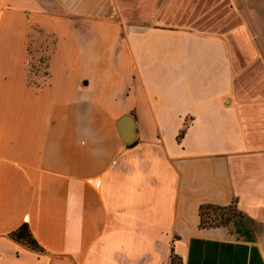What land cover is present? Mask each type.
<instances>
[{"label":"crops","instance_id":"obj_1","mask_svg":"<svg viewBox=\"0 0 264 264\" xmlns=\"http://www.w3.org/2000/svg\"><path fill=\"white\" fill-rule=\"evenodd\" d=\"M208 1L0 0V264H264V110L189 23Z\"/></svg>","mask_w":264,"mask_h":264},{"label":"rangeland","instance_id":"obj_2","mask_svg":"<svg viewBox=\"0 0 264 264\" xmlns=\"http://www.w3.org/2000/svg\"><path fill=\"white\" fill-rule=\"evenodd\" d=\"M216 1L219 0L208 2ZM171 8L174 12L168 13L169 16L176 13L177 18L184 10L183 17L187 18L193 8L189 23L198 29L217 33L224 39L234 68L238 70L235 94L241 101H256L260 109L264 110V6H246L242 0H222V4L215 6L212 4L184 8L173 5ZM202 12L206 13L199 16ZM186 23V20L176 22ZM242 105L244 106L241 110L246 111L247 104ZM238 216L235 215L223 226H228Z\"/></svg>","mask_w":264,"mask_h":264},{"label":"trees","instance_id":"obj_3","mask_svg":"<svg viewBox=\"0 0 264 264\" xmlns=\"http://www.w3.org/2000/svg\"><path fill=\"white\" fill-rule=\"evenodd\" d=\"M183 133L181 129L177 138ZM235 215H239L234 201L228 205H216L210 203L200 204L198 206V226L199 227H215L223 226ZM9 236L32 250H37V244L29 233L27 226L23 223L20 224L16 229L10 232ZM168 264H181L180 258L170 252Z\"/></svg>","mask_w":264,"mask_h":264},{"label":"water","instance_id":"obj_4","mask_svg":"<svg viewBox=\"0 0 264 264\" xmlns=\"http://www.w3.org/2000/svg\"><path fill=\"white\" fill-rule=\"evenodd\" d=\"M116 126L121 140L127 145L131 146L135 142V132H134V121L132 117L128 114L120 116L116 120Z\"/></svg>","mask_w":264,"mask_h":264}]
</instances>
